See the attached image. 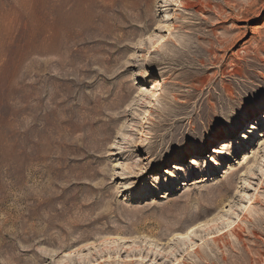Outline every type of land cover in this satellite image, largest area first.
<instances>
[{
  "label": "rangeland",
  "instance_id": "374dc122",
  "mask_svg": "<svg viewBox=\"0 0 264 264\" xmlns=\"http://www.w3.org/2000/svg\"><path fill=\"white\" fill-rule=\"evenodd\" d=\"M0 264H264V0H0Z\"/></svg>",
  "mask_w": 264,
  "mask_h": 264
},
{
  "label": "bare ground",
  "instance_id": "6f19581e",
  "mask_svg": "<svg viewBox=\"0 0 264 264\" xmlns=\"http://www.w3.org/2000/svg\"><path fill=\"white\" fill-rule=\"evenodd\" d=\"M186 9V8H185ZM245 137H246V135H244V136H241V139H245ZM236 141H238V140H236ZM222 153H224V151L223 152H220V154H222ZM192 161H191V164H196V160L195 159H191ZM237 219V218H236ZM243 220V219H242ZM235 221H230V222H226L225 223V227H228L229 228V231L230 232H232V233H234V230H235V228L238 226V223H234ZM233 225V226H232ZM224 228V227H223ZM242 229V228H241ZM240 229V230H241ZM189 232H191V231H189ZM189 232H187L185 235L186 236H188V233ZM237 233V232H236ZM240 233V232H239ZM236 235V234H235ZM238 236V235H237ZM240 236V235H239ZM239 238V237H238ZM241 239V238H240ZM213 240H214V238H213Z\"/></svg>",
  "mask_w": 264,
  "mask_h": 264
}]
</instances>
